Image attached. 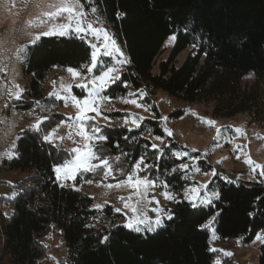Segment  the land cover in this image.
Instances as JSON below:
<instances>
[{
	"label": "trees",
	"instance_id": "16d2710c",
	"mask_svg": "<svg viewBox=\"0 0 264 264\" xmlns=\"http://www.w3.org/2000/svg\"><path fill=\"white\" fill-rule=\"evenodd\" d=\"M82 3L86 11L88 7H98L97 15H102L130 60L121 71L120 80L105 94L116 101L127 98L129 93L138 97L143 91L146 95L142 104L151 106V117L144 118L141 127L131 132L122 124L127 117L125 112L116 109L104 113L112 124L103 128L108 140L99 144L101 156L120 157L112 163L114 168L123 170L124 175L114 179L121 180L135 160L146 153V162L158 167L140 175L156 183H167L168 191L182 199L191 183L183 178L184 171L171 170L186 158L176 159L172 153L184 151L197 158L202 170H208V166L199 152L184 148L164 132L151 97L162 91L186 103L212 105L213 118L231 119L245 114L251 121L264 125V0ZM170 36L175 37V42L168 57L159 64L158 74H152L155 60ZM189 47L192 53L175 67L178 55ZM91 51L86 41L73 35L42 37L30 49L23 68L24 75L29 77L24 97L32 101L18 108L28 110L36 105V100L43 102L44 80L53 70L73 68L84 73L82 66L90 59ZM249 75L252 81L244 83ZM72 90L75 96L83 98V92ZM61 118L58 114L50 116L39 133H20L15 158L3 161L7 171L27 172L28 176L15 185L14 198L5 200L11 214L5 217L0 213V264H42L46 257L42 238L53 230H58L63 239L64 264H217L220 253L211 250V234L208 227H202L213 218L218 242L237 239L248 245L258 234L264 240V185L229 183L221 176H215L209 185L220 193L219 199L196 209L187 201L168 202L164 208L173 210L174 218L165 219L164 226L155 232L137 233L118 225L116 219L122 215L114 212L113 207L95 210L93 200L85 193L54 183L53 165L63 164L68 154L44 143L42 136ZM125 136L129 139L125 140ZM154 136H162L168 145L160 160L150 150ZM117 142L119 147L114 146ZM90 179V175L85 177ZM80 182L77 178L76 184ZM97 220L103 223L101 227L94 225ZM104 236L109 239L102 244ZM258 264H264V242Z\"/></svg>",
	"mask_w": 264,
	"mask_h": 264
},
{
	"label": "rangeland",
	"instance_id": "374dc122",
	"mask_svg": "<svg viewBox=\"0 0 264 264\" xmlns=\"http://www.w3.org/2000/svg\"><path fill=\"white\" fill-rule=\"evenodd\" d=\"M55 2H57V0H0V213L5 217L11 214L5 200L13 198V194H15V185L28 176L27 172H10L3 166V161L8 160L3 153L12 148L14 141L15 143L17 142L16 137L20 135L22 129H26L29 125L33 124L38 117H50L54 114H58L63 118L58 119L49 130H55V136L63 137L62 141L57 139L53 140V144L56 145L55 147L66 152L68 154L66 161H69L73 159L74 155L71 153V150L74 147L83 146L80 137L75 135L76 129L74 127H69L72 121L68 120L67 117L74 116L76 113V109L72 106L71 100H68V106L65 107V102L63 100H56L54 97H49V93L54 91L60 92L61 95H67V93L61 91V88L62 85L68 84L73 85V88L83 92L84 96H86V93L82 89L75 87V85L81 81V77L73 78L67 71L68 68L53 70L45 78L43 84L45 93L43 102L41 101L42 107L35 105L28 110L18 108L19 105L24 106L26 102L31 100L24 97V91L28 86L29 77L25 76L23 73L24 64L30 53V49L35 46L42 37L51 36L41 35L36 44L29 43V40L31 37L39 35V33L43 31L50 30L58 24L68 23L66 17L50 22L46 21L44 24L40 23L41 20L45 19L42 13L45 11H52L53 9H50L48 5ZM94 15H90L83 22L85 24L92 22ZM29 22H32L35 26L29 27ZM94 27H104L112 34L103 20H101L99 24H94ZM70 35L76 36L71 30L64 36ZM170 37L166 39L162 53L155 60L152 74H158L159 64L164 62L168 57L169 51L175 42V39H170ZM22 46L25 47L26 50L18 56L16 50ZM189 53H192V48L190 47L180 53L174 62L175 67L182 64ZM103 60L108 64L115 63V61L108 57H104ZM89 63L90 59L85 66ZM116 66L120 75L125 65L120 66L117 64ZM84 69V73H86V67H84ZM77 71L80 70L77 69ZM94 74H98L97 70H94ZM251 81L252 76L250 75L244 79V83H249ZM15 85H19L20 88L24 90L22 100L19 102L9 96V90L11 89L14 92ZM72 95H74L73 90ZM151 101L156 105L160 113L164 129L167 128L173 133L170 136L173 141L184 148L190 149L192 152H194L193 149H195V152H199L202 155V159L208 166V170H202L197 165V159L193 160V157L189 154L187 156H182L186 158L184 163L189 165L194 164L195 167L200 169L199 172H196L194 169L185 172V175L188 177L187 179L191 183L190 186L207 184L206 189L201 188L200 190L201 197L207 194L211 198V194L216 192L209 188L215 176H221L222 178L226 177L228 181L235 183L259 182L264 185V177L259 175L260 171L264 170V168L257 169L253 172L249 164L245 163L246 160L251 159L253 164L264 166L263 124L251 121L245 114L238 115L231 119H216L211 115L212 105L186 103L162 91H157L151 97ZM140 103L142 102L140 101ZM5 105H7V107H4ZM116 109L125 112L127 115L125 119L129 120L138 117H151L150 111H145L143 108H138L132 104H125L122 99L116 101L110 100L100 105V111L103 116H105L104 113ZM193 113H195V115ZM89 115L95 116V113H89ZM103 116L96 117V120L92 122L105 125L106 121ZM164 117L167 119H162ZM209 119L216 122L214 126L209 127L206 123L202 122ZM62 120L65 121L64 124H60ZM124 120L122 121L123 125ZM111 124L112 122L110 121L108 125ZM216 128L227 129V131L221 134L218 141L219 146H217V143L213 140L216 136ZM236 128L241 129L239 134L234 131ZM69 133L72 134L71 139H69ZM73 141H76V143H73ZM152 143L159 144L160 141L152 137ZM181 153L186 152L181 151ZM237 157H239V159ZM217 161H220V163H217ZM91 163L98 162L92 161ZM113 169L116 179L121 173L115 172L116 168L113 167ZM213 169H215L217 173L215 176L210 175ZM204 173H209V175H205ZM88 175H90V180L94 181L91 184L86 182L88 180H85V177ZM77 178L81 179L79 185L76 184ZM76 179H62V182L67 187H71L75 190L78 189V191L88 195L93 200V208L95 210L101 211L107 205L113 207V210L116 208L122 209L121 212H117L122 215V218L116 219V223L122 226L126 223L127 217L124 215V212H127L129 216H131L132 213L124 208V203L118 199V197H125V199H127V197L132 195V200L127 202L136 206L138 197L133 195V189L129 188L127 185H121L119 188L106 187L105 185L116 184L119 180H114L111 176L105 179L101 169H98L95 173H79ZM108 179L113 181H105ZM163 184L164 182L157 183L155 188L148 191V197H154L155 200H158L161 208H164L165 205L170 202L165 200L162 195L165 191ZM73 185H75V187H72ZM214 200L215 199H213L212 202ZM98 204L103 205V208L96 209L94 206ZM138 207L146 211L149 217L155 218L156 213L150 211L151 208L156 207L155 203H148L147 200H144ZM5 214H7V216ZM161 215H163V213H161ZM94 225L96 227H101L103 223L97 220ZM107 226L109 227L108 222ZM214 230L215 224L208 227V231L212 237L210 240L211 249H216L220 253L216 259V263L258 264L260 246L264 242L260 234L256 236L252 243L242 245L237 239L218 242L215 239ZM42 242L46 252V257L43 259L42 264L65 263L64 243L58 230H53L48 233L42 238ZM225 253H232V255H226Z\"/></svg>",
	"mask_w": 264,
	"mask_h": 264
},
{
	"label": "snow or ice",
	"instance_id": "6c2138e0",
	"mask_svg": "<svg viewBox=\"0 0 264 264\" xmlns=\"http://www.w3.org/2000/svg\"><path fill=\"white\" fill-rule=\"evenodd\" d=\"M48 7L53 9L52 11H45L42 13V16L45 18L41 20L40 23L44 24L46 21L50 22L53 20H58L62 17H66L68 23L66 24H58L54 26L52 29L43 31L39 33V35L31 37L29 43L36 44L39 40L40 36H64L69 33L71 30L76 34V36L82 41H86L91 48L90 55V63L86 66V73H82L81 71L74 70L73 68H68L67 71L71 74L73 78L81 77V81L75 85V87L82 89L86 96L83 98H78L75 95H72L73 85H62L61 91L67 93V95H61L60 92H50L49 97H54L56 100H63L65 102V107L68 106V100L70 99L72 102V106L76 109V113L74 116L67 117L68 120L72 121V124L69 127H74L76 129L75 135L79 136L82 142V147H74L71 150L73 155V159L66 161L63 164L53 165V173L55 174L54 183L58 184L60 187H65L66 185L62 182L63 180H75L77 174L83 172H92L95 173L98 169L103 171V176L105 179L108 177H113L115 179L114 169L112 160L119 161L120 157H109L107 155L101 156V152L99 149L100 142H106L108 140L107 135L104 134L103 128L106 127L110 121L109 118L103 116L100 111V105L104 102L110 101L112 98L105 94L106 91L110 88L112 84H115L120 80L119 70L117 68V64L120 66L126 65L130 63L125 57L124 52L121 50V47L118 45L115 37L108 32V30L104 27H94V24H99L102 20V15H94L97 14L99 9L98 7H88V10H85V3H82V0H57V2L49 4ZM90 15H94V19L92 22L85 24L83 21L89 17ZM117 18H120V13H117ZM75 22V23H73ZM35 25L32 22H29V27H33ZM187 30V29H186ZM91 38V39H89ZM170 39H175V37H170ZM195 47V45H194ZM25 47L18 48L17 55L25 52ZM207 55V53H205ZM108 57L111 60L115 61L113 64L106 63L103 58ZM94 70H97L98 74H94ZM127 87V83L124 84ZM23 89L20 88L19 85H15V91L13 92L11 89L9 90V96L15 101L19 102L22 100ZM145 92L140 91L139 96L137 97L134 93H129L128 98L120 97L125 104H132L138 108H143L145 111H150L151 106L144 105L140 103L143 100ZM37 106H41L40 101H35ZM4 107H7L5 105ZM89 113H95V116L89 115ZM31 114V113H29ZM195 115V113H193ZM103 116L106 121L104 126H100L98 123H89L96 120V117ZM143 117L132 118L131 120L125 119L124 125L128 126L127 130L129 132L133 131V128H140L143 122ZM162 119H167L166 117ZM49 120V117H38L35 122L29 125L26 129L21 130V134L25 131H34L39 133L42 130V125H44L45 121ZM206 123L209 127L215 125V121L206 120L202 121ZM65 121H60V124H64ZM130 125V126H129ZM59 126V125H58ZM227 131L225 128H216V136L213 138L214 142L219 146L218 141L223 132ZM234 131L239 134L241 129L236 128ZM164 132L171 136L173 133L167 128L164 129ZM69 139L72 138V134L69 133ZM20 136L16 137V140H19ZM63 140V137L55 136V130L47 132L42 136V141L44 143L52 144L54 147L56 145L53 144V140ZM125 140H128L129 137L125 136ZM133 139H135L133 137ZM153 139L160 141L159 144L151 143L150 150L154 151L156 154V159L160 160L166 153L165 149L168 145L164 142V138L162 136H154ZM76 143V141H73ZM115 147H119L118 142L114 145ZM146 147H149L146 145ZM239 147V146H237ZM16 143L13 142L12 148L3 153L5 157L8 159H14L15 155ZM195 151V149H193ZM123 155L127 156V153H123ZM172 155L176 159H180L182 156H187V153L181 152H173ZM239 159V157H237ZM147 154L141 155L139 158L135 160V163L130 166V171L126 174L125 179L119 180L116 184H107L105 185L108 188H119L121 185H127L129 188L133 189V195L137 196L138 199L136 201V206L128 203L127 201L132 200V195L127 197H118L123 203L124 208L132 213L131 216L128 215L127 212H124V215L127 217L126 223L123 227L135 231L137 233L140 232H155L158 228H162L164 226V220L171 221L174 218V211L171 209L161 208L159 201L155 200L154 197H148V191L157 186L155 180H152L148 176H142L140 173L145 172L146 170H150L154 167H158V165L154 163H147ZM197 158H193L195 160ZM92 161H97L98 163H91ZM220 163V161H217ZM245 163L249 164L252 168L253 172L257 169L264 168L259 164H253L251 159L245 161ZM190 169H194L196 172H199L200 169L195 167V165H189L187 163H181L178 168L174 167L171 171L175 173L177 170L187 172ZM115 172L121 173L124 175L121 168H116ZM205 175H209V173H204ZM210 175H217L215 169H213ZM259 175L264 177V170L260 171ZM187 179V175L183 177ZM224 179L227 180L225 177ZM87 183L91 184L94 181L88 180ZM231 183L232 181H228ZM72 187H75L73 185ZM163 187L165 191L162 193L165 200H168L172 203L180 204L187 201L193 209H196L200 206H207L212 203L213 199H219L220 193L213 192L211 194V198L205 194V196H200L201 188H207V184L198 185V186H190L186 188L183 192V198L179 199L178 194H174L172 192L167 191L168 184L164 183ZM78 190V189H76ZM15 194H13L14 198ZM144 200H147L148 203H155L156 207L151 208L150 211L156 213L155 218H151L147 215L146 211L142 208L138 207ZM107 203V202H105ZM96 209H102L103 205H95ZM116 212H121L122 209L116 208L114 209ZM163 213V215H161ZM7 216V214H5ZM213 219H210L205 225L202 227H211L213 224ZM109 237L104 236L100 243H106ZM212 251H216V249H211ZM226 255H232V253H225ZM219 264V262H217Z\"/></svg>",
	"mask_w": 264,
	"mask_h": 264
}]
</instances>
